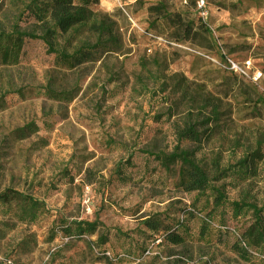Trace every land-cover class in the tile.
Masks as SVG:
<instances>
[{
	"label": "rangeland",
	"instance_id": "rangeland-1",
	"mask_svg": "<svg viewBox=\"0 0 264 264\" xmlns=\"http://www.w3.org/2000/svg\"><path fill=\"white\" fill-rule=\"evenodd\" d=\"M161 1L169 19L150 13ZM208 1L211 15L199 29L198 16L172 0H100L95 19L114 36L101 39L93 61L63 65L32 40L19 64L0 68V193L14 188L45 209L28 225L0 204V264H254L226 249L231 221L187 246L148 239L141 248L142 220L182 218L206 204V195L181 191L146 154L172 152L185 121L219 112L218 122L200 127L201 146H185L204 162L216 154L234 162L258 144L264 153V0ZM29 2L0 0V31L27 29L19 16ZM176 14L193 23L190 34L178 32ZM98 39L83 30L74 41ZM31 123L36 131L20 137ZM226 189L231 200L262 203L264 158L258 176L227 180ZM71 221L96 230L66 236L60 228ZM198 224L187 222L193 236Z\"/></svg>",
	"mask_w": 264,
	"mask_h": 264
},
{
	"label": "trees",
	"instance_id": "trees-1",
	"mask_svg": "<svg viewBox=\"0 0 264 264\" xmlns=\"http://www.w3.org/2000/svg\"><path fill=\"white\" fill-rule=\"evenodd\" d=\"M99 1L30 0L19 16L20 20L25 21L27 29L23 30L17 23L9 32L0 31V68L19 64L25 54V47L32 40L44 43L48 51L55 54L63 65L77 67L93 61L102 45L101 39L114 36L105 22L100 23L95 19L94 7ZM149 10L166 19L173 16L165 1L150 6ZM176 16L178 32L190 34L194 29L193 23L186 22L181 14ZM199 20L202 23L199 29H203L206 22ZM83 30L97 35L98 41L95 44L81 40L75 43L74 40L80 37ZM47 94L62 97L51 89L47 90ZM218 113L213 110L203 122L189 120L179 126L176 134L182 145L175 146L172 152H146L176 178L175 183L181 191L206 195V204L203 208L194 206L193 209L184 210L182 218H177V213L174 212L173 216L156 213L142 220L139 234L144 237V242L141 243V248L146 251L144 243L148 239H153V242L160 239V242L173 246H187L195 237L200 241L208 239L213 230L228 227L231 221L234 229L226 230L229 233L226 249L241 261L264 264V201L231 200L226 189L227 180L246 181L258 176L260 163L264 158L261 144L234 162L226 161L221 154L204 162L198 157L199 149L185 147L190 142L201 146L205 133L200 131V127L218 122ZM18 131L20 137H26L28 133L36 131L35 123ZM119 164L117 175L123 179L124 162ZM0 204L8 206L15 221L28 225L38 222L45 211L41 200L14 188H6L0 193ZM218 212L221 214L217 221ZM191 220L199 223L196 236L190 234L187 227V222ZM63 225L60 229L70 237L92 235L96 230V223L86 221H71Z\"/></svg>",
	"mask_w": 264,
	"mask_h": 264
},
{
	"label": "built area",
	"instance_id": "built-area-1",
	"mask_svg": "<svg viewBox=\"0 0 264 264\" xmlns=\"http://www.w3.org/2000/svg\"><path fill=\"white\" fill-rule=\"evenodd\" d=\"M172 1L177 2L180 5L189 8L202 21L206 22V20L211 15V7L209 5L208 0H172ZM150 35L154 38L159 39V40H163L162 38L154 36L153 34H150ZM170 44L176 45V43H174V42H171ZM255 79H257V78H255Z\"/></svg>",
	"mask_w": 264,
	"mask_h": 264
}]
</instances>
